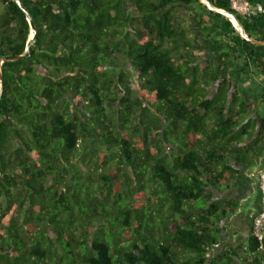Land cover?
<instances>
[{"label":"trees","instance_id":"trees-1","mask_svg":"<svg viewBox=\"0 0 264 264\" xmlns=\"http://www.w3.org/2000/svg\"><path fill=\"white\" fill-rule=\"evenodd\" d=\"M15 1L0 0V58L24 54L1 66L0 264H264L249 216L245 242L222 240L226 190L264 169V47L198 0H19L25 52ZM208 2L264 40L263 13Z\"/></svg>","mask_w":264,"mask_h":264},{"label":"crops","instance_id":"crops-1","mask_svg":"<svg viewBox=\"0 0 264 264\" xmlns=\"http://www.w3.org/2000/svg\"><path fill=\"white\" fill-rule=\"evenodd\" d=\"M259 168L258 161L245 164L240 178L232 182L234 188L230 191L226 190L225 196L236 198L239 203L237 211L222 224V240L233 248L247 239L250 232L248 215L254 213L259 206V191L255 178V172ZM223 244L219 243L216 248L220 249ZM216 248L214 247L213 251H216Z\"/></svg>","mask_w":264,"mask_h":264},{"label":"water","instance_id":"water-1","mask_svg":"<svg viewBox=\"0 0 264 264\" xmlns=\"http://www.w3.org/2000/svg\"><path fill=\"white\" fill-rule=\"evenodd\" d=\"M198 1H199L202 5H204V6H205L209 11H211L212 13L219 14V15L225 17L226 19H228V20L232 23V25H233V27H234V29H235L237 35H238L241 39H243V40L249 42V43L252 44V45L262 46V47H264V40H257V39H254V38H252V37H249V36L246 34V32L244 31V29H243V27L241 26V24L239 23V21L237 20V18H236L232 13L214 7L212 4H210V3L208 2V0H198ZM15 2H16V4H17V6L20 8V10L24 13V15H25V17H26V20H27V22H28V24H29V28H30V30H31V32H32V33L29 35V37H28V41H29V40H31V39L33 38L34 35H36L37 31H36V29L33 27V21H32V19H30L27 10L23 7V5L21 4V2H20L19 0H16ZM30 45H31V42H30V41L27 42L26 47H25V52L28 51V48L30 47ZM22 58H24V54H22V55H17V56H6V57H3V58H0V97H1L2 92H3L2 70H1L2 63H3V62H6V61L20 60V59H22Z\"/></svg>","mask_w":264,"mask_h":264},{"label":"built area","instance_id":"built-area-1","mask_svg":"<svg viewBox=\"0 0 264 264\" xmlns=\"http://www.w3.org/2000/svg\"><path fill=\"white\" fill-rule=\"evenodd\" d=\"M231 7L241 15H255L257 13L264 14V7L257 4L256 6H251L248 2L242 0H231ZM255 178L257 182V190L260 196V210L254 214L248 215L251 218V226L253 229V234L258 240H261V231L264 228V169H259L255 172Z\"/></svg>","mask_w":264,"mask_h":264},{"label":"clouds","instance_id":"clouds-1","mask_svg":"<svg viewBox=\"0 0 264 264\" xmlns=\"http://www.w3.org/2000/svg\"><path fill=\"white\" fill-rule=\"evenodd\" d=\"M242 1H244V0H242ZM247 2V1H246ZM237 13V12H236ZM239 14V13H238ZM31 31V30H30ZM32 32H30V34H31ZM259 170V169H258Z\"/></svg>","mask_w":264,"mask_h":264},{"label":"rangeland","instance_id":"rangeland-1","mask_svg":"<svg viewBox=\"0 0 264 264\" xmlns=\"http://www.w3.org/2000/svg\"><path fill=\"white\" fill-rule=\"evenodd\" d=\"M204 61V60H203ZM209 255V254H208Z\"/></svg>","mask_w":264,"mask_h":264}]
</instances>
